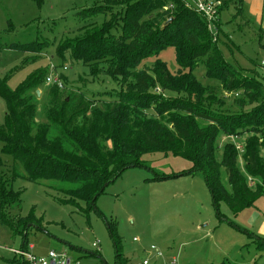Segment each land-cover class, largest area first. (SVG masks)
Listing matches in <instances>:
<instances>
[{"label": "trees", "instance_id": "16d2710c", "mask_svg": "<svg viewBox=\"0 0 264 264\" xmlns=\"http://www.w3.org/2000/svg\"><path fill=\"white\" fill-rule=\"evenodd\" d=\"M239 2L244 0H223L220 15ZM105 4L79 12L80 20L99 15L105 20L64 38L56 55L88 67L94 80L104 71L121 83L120 91H106L99 97L107 100H96L82 90L61 95L58 86H52L41 106L37 93L49 68L39 69L16 90L0 82V97L7 105L0 143L2 152L13 159L12 165L6 164L7 173L0 171V225L22 238L21 250H29L28 231L38 221L33 213L13 214L22 203V191L13 188L17 179L60 192L61 203L83 201L95 208L97 198L125 170L144 166L145 155L171 153L192 163L188 173L204 175L219 217L221 202L239 214L264 195V82L227 63L220 41L214 40L203 17L181 0ZM221 26L219 21V32ZM49 46V41H37L20 47L42 53ZM168 47L176 49V75L161 60L151 68H140ZM200 61L206 64L208 79L218 86H204L193 75ZM218 88L237 97L243 92L237 103L242 109L254 107L240 114L213 110L220 103ZM231 135L243 136V143L221 147L222 138ZM252 180L257 181L255 187ZM18 259L19 264H28ZM115 264L129 261L117 251Z\"/></svg>", "mask_w": 264, "mask_h": 264}, {"label": "rangeland", "instance_id": "374dc122", "mask_svg": "<svg viewBox=\"0 0 264 264\" xmlns=\"http://www.w3.org/2000/svg\"><path fill=\"white\" fill-rule=\"evenodd\" d=\"M107 1L43 0L39 5L34 0H0V82L6 81L16 90L39 69L49 68L46 77L57 75L62 81V88L58 87L61 95L82 90L96 100H107L99 95L120 91L121 83L104 71L94 80L88 67L69 57L64 62L56 55L57 45L64 38L74 37L84 25L105 20L104 15L80 20L79 12L97 4L107 5ZM114 1L123 0H110ZM236 7L230 6L220 15V50L227 63L264 82V0H244ZM37 41H49L50 46L42 53L20 47ZM157 60L165 62L171 74L178 73L174 47L150 57L140 68H151ZM193 75L204 86L219 85L208 79L204 61ZM52 86L46 80L40 85L43 96L37 94L41 106ZM217 90L216 102L220 103L212 106L217 112L240 114L254 107L242 109L237 103L243 92L237 97ZM6 114L7 105L0 97V127H6ZM243 141V136L231 135L223 137L220 146ZM3 146L0 143V171L7 173L6 164L12 165L13 159L2 152ZM217 158L221 160L222 150ZM143 161V167L127 169L109 184L95 208L83 201L61 203L64 197L60 192L17 179L13 188L22 191V203L13 214L33 213L39 224L28 231V251L36 256L66 252L74 264H115L117 251L129 263L150 259L151 264H168L175 256L179 264H264V195L239 214L221 202L219 217L204 175L188 173L192 170L190 161L171 153H150ZM240 163L242 167L243 161ZM223 180L227 185L225 171ZM249 182L257 185V181ZM22 243L20 236L0 225V264H19L13 250H19Z\"/></svg>", "mask_w": 264, "mask_h": 264}, {"label": "built area", "instance_id": "2783aa9c", "mask_svg": "<svg viewBox=\"0 0 264 264\" xmlns=\"http://www.w3.org/2000/svg\"><path fill=\"white\" fill-rule=\"evenodd\" d=\"M190 10L199 14L205 20L209 31L212 33L214 40H217L219 30L220 10L223 7V0H181ZM172 7V6H170ZM170 7H165L168 10ZM67 69V67H66ZM48 85H55L62 88V81L57 75H49L46 78ZM241 149V146H239ZM137 241V239H134ZM97 247V244H94ZM32 249V248H31ZM151 250L156 251V247L152 246ZM13 252L28 264H74L71 257L66 252L51 251L46 256H36L30 251L13 250ZM129 264H151L150 259H145L140 263ZM168 264H179L176 257L170 259Z\"/></svg>", "mask_w": 264, "mask_h": 264}, {"label": "water", "instance_id": "95a60500", "mask_svg": "<svg viewBox=\"0 0 264 264\" xmlns=\"http://www.w3.org/2000/svg\"><path fill=\"white\" fill-rule=\"evenodd\" d=\"M171 20H172V19H171ZM171 20H170L169 22H171ZM38 94L40 95V91H38ZM105 186H107V184H106Z\"/></svg>", "mask_w": 264, "mask_h": 264}, {"label": "crops", "instance_id": "0c3cea01", "mask_svg": "<svg viewBox=\"0 0 264 264\" xmlns=\"http://www.w3.org/2000/svg\"><path fill=\"white\" fill-rule=\"evenodd\" d=\"M30 248H33V246H31ZM175 257V256H174Z\"/></svg>", "mask_w": 264, "mask_h": 264}]
</instances>
